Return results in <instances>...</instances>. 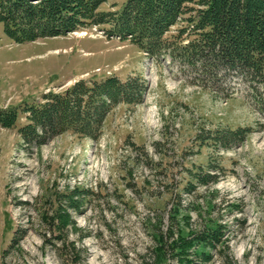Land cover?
<instances>
[{
  "label": "rangeland",
  "instance_id": "374dc122",
  "mask_svg": "<svg viewBox=\"0 0 264 264\" xmlns=\"http://www.w3.org/2000/svg\"><path fill=\"white\" fill-rule=\"evenodd\" d=\"M194 1L158 55L109 25L17 43L0 22L1 107L81 79L145 87L139 103L112 108L98 139L69 131L29 144L22 111L0 126V264H157L161 235V264H264V105L241 76L211 83L189 62ZM217 224L221 242L186 246L181 261L176 240Z\"/></svg>",
  "mask_w": 264,
  "mask_h": 264
},
{
  "label": "trees",
  "instance_id": "16d2710c",
  "mask_svg": "<svg viewBox=\"0 0 264 264\" xmlns=\"http://www.w3.org/2000/svg\"><path fill=\"white\" fill-rule=\"evenodd\" d=\"M107 0H0V22L17 43L65 35L80 29L109 25V36L131 40L149 55L166 48L165 34L181 20L194 0H126L121 9L101 10ZM186 19L196 37L184 46L189 62L211 83L241 76L264 105V0H199ZM139 78L122 81L110 76L101 81L81 79L62 92L43 94L32 105L0 106V126L16 125L20 111L27 123L19 133L29 144L42 145L65 132L98 139L107 114L120 103L143 99ZM244 129L234 131L239 136ZM210 176V175H207ZM200 178V176H198ZM223 226L205 227L191 237L176 240L174 251L183 261L186 246L221 242ZM155 255L161 264L166 243L161 235ZM205 260L209 255L201 254ZM188 263L192 262L188 261Z\"/></svg>",
  "mask_w": 264,
  "mask_h": 264
}]
</instances>
